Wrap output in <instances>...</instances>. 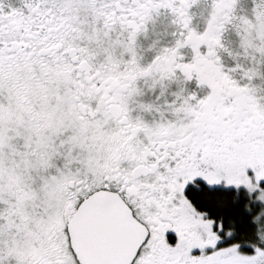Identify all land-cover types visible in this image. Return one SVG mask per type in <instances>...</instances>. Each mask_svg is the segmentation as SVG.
Instances as JSON below:
<instances>
[{
    "label": "snow or ice",
    "instance_id": "6c2138e0",
    "mask_svg": "<svg viewBox=\"0 0 264 264\" xmlns=\"http://www.w3.org/2000/svg\"><path fill=\"white\" fill-rule=\"evenodd\" d=\"M0 264H264V0H0Z\"/></svg>",
    "mask_w": 264,
    "mask_h": 264
}]
</instances>
